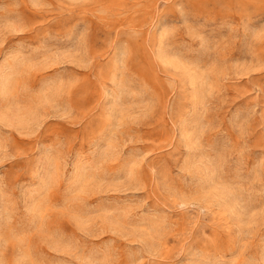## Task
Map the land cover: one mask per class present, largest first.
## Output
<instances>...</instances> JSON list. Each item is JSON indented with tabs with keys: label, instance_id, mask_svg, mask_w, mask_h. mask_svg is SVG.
Listing matches in <instances>:
<instances>
[{
	"label": "rangeland",
	"instance_id": "rangeland-1",
	"mask_svg": "<svg viewBox=\"0 0 264 264\" xmlns=\"http://www.w3.org/2000/svg\"><path fill=\"white\" fill-rule=\"evenodd\" d=\"M0 264H264V0H0Z\"/></svg>",
	"mask_w": 264,
	"mask_h": 264
}]
</instances>
